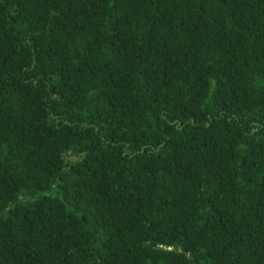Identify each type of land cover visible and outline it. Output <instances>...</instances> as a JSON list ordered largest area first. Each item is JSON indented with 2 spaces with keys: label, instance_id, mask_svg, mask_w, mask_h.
Returning <instances> with one entry per match:
<instances>
[{
  "label": "trees",
  "instance_id": "trees-1",
  "mask_svg": "<svg viewBox=\"0 0 264 264\" xmlns=\"http://www.w3.org/2000/svg\"><path fill=\"white\" fill-rule=\"evenodd\" d=\"M0 264H264V0H0Z\"/></svg>",
  "mask_w": 264,
  "mask_h": 264
}]
</instances>
